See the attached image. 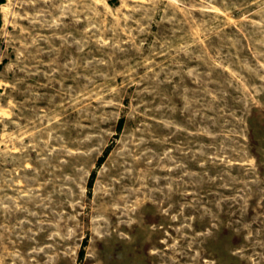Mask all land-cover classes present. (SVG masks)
Instances as JSON below:
<instances>
[{"label": "rangeland", "instance_id": "374dc122", "mask_svg": "<svg viewBox=\"0 0 264 264\" xmlns=\"http://www.w3.org/2000/svg\"><path fill=\"white\" fill-rule=\"evenodd\" d=\"M0 15V264H264V0Z\"/></svg>", "mask_w": 264, "mask_h": 264}, {"label": "trees", "instance_id": "16d2710c", "mask_svg": "<svg viewBox=\"0 0 264 264\" xmlns=\"http://www.w3.org/2000/svg\"><path fill=\"white\" fill-rule=\"evenodd\" d=\"M4 2H5V0H0V5H2V3H4ZM1 25H2V17L0 15V27H1ZM121 127H122V121L120 122L119 129H121Z\"/></svg>", "mask_w": 264, "mask_h": 264}]
</instances>
